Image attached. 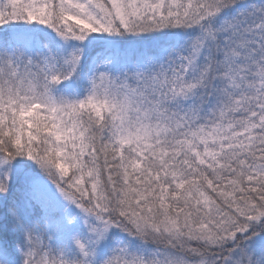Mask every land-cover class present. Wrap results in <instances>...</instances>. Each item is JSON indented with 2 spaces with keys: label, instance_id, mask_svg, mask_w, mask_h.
<instances>
[{
  "label": "snow or ice",
  "instance_id": "1",
  "mask_svg": "<svg viewBox=\"0 0 264 264\" xmlns=\"http://www.w3.org/2000/svg\"><path fill=\"white\" fill-rule=\"evenodd\" d=\"M0 264H264V0H0Z\"/></svg>",
  "mask_w": 264,
  "mask_h": 264
}]
</instances>
